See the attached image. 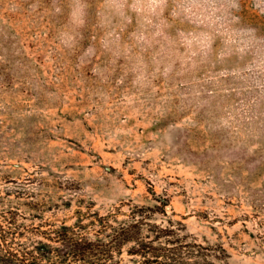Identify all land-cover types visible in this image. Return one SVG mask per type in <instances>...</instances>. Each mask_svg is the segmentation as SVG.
<instances>
[{
    "label": "rangeland",
    "instance_id": "374dc122",
    "mask_svg": "<svg viewBox=\"0 0 264 264\" xmlns=\"http://www.w3.org/2000/svg\"><path fill=\"white\" fill-rule=\"evenodd\" d=\"M0 264H264V0H0Z\"/></svg>",
    "mask_w": 264,
    "mask_h": 264
}]
</instances>
